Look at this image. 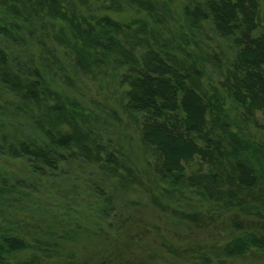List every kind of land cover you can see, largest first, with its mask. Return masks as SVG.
Listing matches in <instances>:
<instances>
[{
    "label": "rangeland",
    "instance_id": "rangeland-1",
    "mask_svg": "<svg viewBox=\"0 0 264 264\" xmlns=\"http://www.w3.org/2000/svg\"><path fill=\"white\" fill-rule=\"evenodd\" d=\"M23 1L10 0L7 8L0 7V20L16 26L0 47L15 71L21 72L19 65L23 70L37 68L54 95L34 107L0 85V235L17 237L29 247L6 260L10 264H264V251L251 250L240 258L222 254L233 238L264 233V187L241 193L238 200L245 208L236 206V201L232 205L209 201L182 185L162 184L155 170L158 156L142 138L143 115L127 107L128 87L122 82L126 66L117 61L85 71L76 57L80 53L76 32L65 20L108 16L121 24L142 22L151 50L171 53L185 66L188 61L178 50L186 44L204 49L214 60L203 65L206 73L198 84L218 92L238 53L233 38L218 36L209 21L190 27L183 9L194 6L193 0H63L67 15L61 21L37 16ZM257 3L255 36L264 34V0ZM15 5L19 17L12 14ZM68 102L79 110L69 108ZM56 103L81 116L74 124L88 136L91 147H100L103 161L59 150L64 160L49 170L9 153L21 144H45L40 117ZM250 128L262 141L264 122L259 114ZM108 156L116 163L108 166L104 162Z\"/></svg>",
    "mask_w": 264,
    "mask_h": 264
},
{
    "label": "trees",
    "instance_id": "trees-1",
    "mask_svg": "<svg viewBox=\"0 0 264 264\" xmlns=\"http://www.w3.org/2000/svg\"><path fill=\"white\" fill-rule=\"evenodd\" d=\"M9 1L0 0V7L7 8ZM23 4L50 20L61 21L67 15L63 0H26ZM193 4L183 9L185 22L193 28L211 22L214 32L222 38H233L238 49L222 92L204 90L198 84L206 73L203 65L214 60L204 49L186 44L178 50L188 61L185 66L171 53L151 50L147 26L142 22L121 24L108 16L65 21L76 32L74 39L80 50L76 57L85 71L117 61L126 66L122 82L128 87L127 107L143 115L142 138L158 156L155 170L161 183L169 188L182 185L209 201L223 200L226 205L236 201V206L246 208L238 200L241 193L264 187V133L259 141L250 128L257 114L264 122V34L255 36L258 3L193 0ZM12 8V14L19 17V8ZM14 27L0 20V42ZM12 66L0 47V85L20 101L36 107L54 95L37 68L23 70L19 65L18 72ZM64 106L52 104L48 114L40 117L47 124L42 128L45 144H21L19 150L11 147L9 153L40 162L49 170H55L57 162L64 160L59 150L103 161L100 147H91L88 136L74 124L81 116ZM67 106L78 109L76 103L68 102ZM61 126H70L71 130L62 131ZM104 162L108 166L116 163L112 156ZM26 249V241L1 234L0 264H10L5 257ZM251 250L264 251V233L235 237L223 246L222 254L240 258Z\"/></svg>",
    "mask_w": 264,
    "mask_h": 264
}]
</instances>
